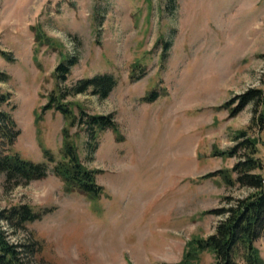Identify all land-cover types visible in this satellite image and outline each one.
I'll return each instance as SVG.
<instances>
[{
	"label": "rangeland",
	"instance_id": "rangeland-1",
	"mask_svg": "<svg viewBox=\"0 0 264 264\" xmlns=\"http://www.w3.org/2000/svg\"><path fill=\"white\" fill-rule=\"evenodd\" d=\"M67 57L76 64L62 90L97 75L116 80L104 98L86 91L64 100L75 114H111L118 126L94 149L70 128L83 165L99 171L98 199L67 192L43 153L61 159L65 120L42 107ZM250 88L264 91V0H0V95L9 96L0 109L19 132L11 152L49 165L27 184L0 176V211H44L23 228L1 223L10 242L27 246L24 264L178 263L187 242L222 219L203 213L250 191L219 176L200 179L238 161L220 154L237 131L258 139L264 166L252 105L230 115L234 97ZM255 245L264 264V233ZM194 263L214 264V256L204 251Z\"/></svg>",
	"mask_w": 264,
	"mask_h": 264
},
{
	"label": "trees",
	"instance_id": "trees-1",
	"mask_svg": "<svg viewBox=\"0 0 264 264\" xmlns=\"http://www.w3.org/2000/svg\"><path fill=\"white\" fill-rule=\"evenodd\" d=\"M75 64L74 57H67L55 68L57 88L48 94L47 103L42 107V112L55 110L65 120V127L61 131V159L54 160L48 150H44L43 153L49 164H53L51 172L62 181L67 192L76 191L90 199H98L103 194L102 186L96 182L99 171L90 170L83 165L69 133L70 128L75 126L81 128L89 139V147L94 149L102 132L110 129L117 133L118 126L111 114L90 115L80 108L75 114L70 105L64 104V100L68 95L86 91L104 98L114 88L116 80L111 75H97L79 80L73 87L62 90L60 85L67 80ZM157 95L158 92L154 91L146 100L153 101ZM8 97L7 94L0 95V108L7 103ZM233 103H236V106L230 110L231 116L239 113L247 105H252L249 127H254L259 133L264 132L262 89H247L235 96ZM37 118L40 119V116ZM16 127L10 114L0 109V176H3L5 185L9 183L12 186L43 179L49 171L47 162H33L11 152L12 143L19 134ZM233 140L236 144L232 149L220 152L227 157L237 155L238 161L233 167L207 173L200 179L219 176L227 186L237 185L250 191L243 197L227 198L226 208L203 213L220 215L222 219L206 238H192L187 242L182 259L172 264H195L194 260H197L198 255L204 251L213 254L214 264H237V259H241L243 264H263L255 245L264 233V176L259 172L264 166L257 157L258 139L250 137L246 130H241L234 134ZM43 214L44 211L36 212L27 204L11 205L0 211V264H24L23 255L26 251L22 249L27 248L26 245L10 242L1 223L5 222L11 229L23 228L25 223L39 220Z\"/></svg>",
	"mask_w": 264,
	"mask_h": 264
}]
</instances>
